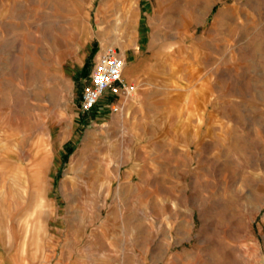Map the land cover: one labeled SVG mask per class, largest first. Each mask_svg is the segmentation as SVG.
<instances>
[{
	"label": "rangeland",
	"instance_id": "374dc122",
	"mask_svg": "<svg viewBox=\"0 0 264 264\" xmlns=\"http://www.w3.org/2000/svg\"><path fill=\"white\" fill-rule=\"evenodd\" d=\"M0 264H264V0H0Z\"/></svg>",
	"mask_w": 264,
	"mask_h": 264
},
{
	"label": "built area",
	"instance_id": "2783aa9c",
	"mask_svg": "<svg viewBox=\"0 0 264 264\" xmlns=\"http://www.w3.org/2000/svg\"><path fill=\"white\" fill-rule=\"evenodd\" d=\"M125 64V58L115 47L108 46L98 51L89 73V82L83 86L80 94L78 109L81 114L91 112L105 97L111 99L109 108L117 111L114 101L135 93V85L123 77Z\"/></svg>",
	"mask_w": 264,
	"mask_h": 264
},
{
	"label": "crops",
	"instance_id": "0c3cea01",
	"mask_svg": "<svg viewBox=\"0 0 264 264\" xmlns=\"http://www.w3.org/2000/svg\"><path fill=\"white\" fill-rule=\"evenodd\" d=\"M140 25H141V22H139ZM123 57L125 58V62H126V66L124 68V71H123V77L124 75L126 77H124L127 81L129 82H133V81H137L140 74L142 73V62L143 60H145V58L142 59H138L135 61V58L132 59H128L127 60V57L125 55V51L123 50ZM140 52L139 51H136V54H139ZM145 62V61H144ZM140 68V69H139ZM138 69V70H137ZM130 71V72H129ZM128 72V73H127ZM130 73V74H129ZM134 76V77H133ZM134 94V93H133ZM133 94H128V95H125L123 96V98H121L123 100V102H125L126 100H131L132 99V96Z\"/></svg>",
	"mask_w": 264,
	"mask_h": 264
},
{
	"label": "bare ground",
	"instance_id": "6f19581e",
	"mask_svg": "<svg viewBox=\"0 0 264 264\" xmlns=\"http://www.w3.org/2000/svg\"><path fill=\"white\" fill-rule=\"evenodd\" d=\"M140 69V68H139ZM138 70V69H137ZM130 72V71H129ZM128 73V72H127ZM130 74V73H129ZM61 77V76H60ZM134 77V76H133ZM61 80V79H60ZM63 81V80H62ZM135 96V95H134ZM35 151V150H34ZM45 151H47L46 149H45ZM38 154V153H37ZM48 154V153H47ZM43 155V154H42ZM50 157H51V155H49ZM43 158V157H42ZM48 159V158H47ZM43 160H44V158H43ZM34 161V160H33ZM47 164H48V161H47ZM36 165V164H35ZM38 165V164H37ZM39 165H41V164H39ZM45 165V164H44ZM43 165V166H44ZM32 166V165H31ZM45 169H48L47 167L46 168H44V170ZM12 170H14V169H12ZM23 171H26V169H24ZM32 171V170H31ZM46 171V170H45ZM18 172V171H17ZM20 173V172H19ZM39 173V172H38ZM41 174V173H40ZM45 175V174H44ZM32 177H33V175H32ZM44 177V176H43ZM21 178H23L22 180H27L28 179V177H26V176H22V177H20V179ZM15 179H17V178H15ZM42 181V180H41ZM35 183V182H34ZM36 184V183H35ZM28 187H29V185H28ZM39 187V186H38ZM37 187V188H38ZM16 188V194L17 195H19L20 196V194H25L26 195V192H24V191H22V190H20L17 186L15 187ZM7 192V191H6ZM5 193V192H4ZM20 193V194H19ZM10 198H12V200H14L13 198H14V195H13V192L12 191H10ZM7 197V196H6ZM43 197H41L40 199H39V201L38 202H35V208L37 207H39L40 209H41V214H42V216L40 215V217H44V215H46V208H44V207H46V205H45V200L44 199H42ZM8 203V202H7ZM52 206H54L55 207V205H52ZM51 207V206H50ZM52 210V209H51ZM11 211V210H10ZM9 211V212H10ZM54 211H56L55 209H54ZM53 216V215H52ZM45 222V221H44ZM8 222H5V224H4V229L5 230H7L8 228H9V224H7ZM43 223V222H42ZM43 225H44V223L42 224V226H41V224H39V226L37 227V236H39L40 234H39V232H42L43 230H44V228H43ZM45 227V226H44ZM42 229V230H41ZM47 229V228H46ZM8 231V230H7ZM8 243H10V241H11V239L10 238H8Z\"/></svg>",
	"mask_w": 264,
	"mask_h": 264
}]
</instances>
